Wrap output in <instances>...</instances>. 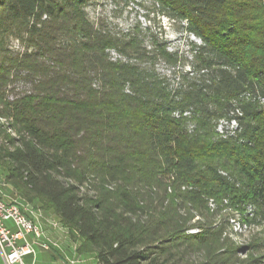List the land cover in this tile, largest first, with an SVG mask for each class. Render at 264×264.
I'll return each instance as SVG.
<instances>
[{"label": "trees", "instance_id": "1", "mask_svg": "<svg viewBox=\"0 0 264 264\" xmlns=\"http://www.w3.org/2000/svg\"><path fill=\"white\" fill-rule=\"evenodd\" d=\"M152 1L199 44L147 46L89 0H0V184L96 264H165L212 199L264 225V0Z\"/></svg>", "mask_w": 264, "mask_h": 264}, {"label": "rangeland", "instance_id": "2", "mask_svg": "<svg viewBox=\"0 0 264 264\" xmlns=\"http://www.w3.org/2000/svg\"><path fill=\"white\" fill-rule=\"evenodd\" d=\"M86 11L91 22L96 24L103 21L114 32L127 33L137 29L147 46L151 40L158 39L166 42L170 51L187 54V43L199 44L180 26L173 27L167 19L162 18L152 0H89ZM2 45L11 51H24L20 42L12 36L7 37ZM111 57L117 56L111 53ZM157 67L160 71H166L162 64ZM5 189L8 190L4 191L5 196L11 198V201L7 200L9 203L18 205L22 212H27V208L39 211L43 216L40 210L12 195L7 187ZM207 209L208 218L196 212L190 213V221L181 232V235L188 237V241L180 239L167 246L165 264H262L264 225L254 222L248 210L233 208L227 199L209 200ZM217 209L220 212L215 214ZM24 262L29 264L28 257Z\"/></svg>", "mask_w": 264, "mask_h": 264}, {"label": "built area", "instance_id": "3", "mask_svg": "<svg viewBox=\"0 0 264 264\" xmlns=\"http://www.w3.org/2000/svg\"><path fill=\"white\" fill-rule=\"evenodd\" d=\"M25 211L35 219L41 216L39 211L27 208ZM6 223H10L11 227ZM29 236L31 240H28ZM53 246L55 245L44 240V233L36 220L28 218L15 203H8L0 198V256L4 264H25L26 257H32L34 264L35 247L43 252H50ZM69 264L76 262L69 261Z\"/></svg>", "mask_w": 264, "mask_h": 264}, {"label": "crops", "instance_id": "4", "mask_svg": "<svg viewBox=\"0 0 264 264\" xmlns=\"http://www.w3.org/2000/svg\"><path fill=\"white\" fill-rule=\"evenodd\" d=\"M6 187L11 190L9 186L1 184V195L6 201L8 199L11 201V198L4 194V191L8 192V190H4ZM11 193L12 195H15L12 190ZM24 213L28 218H31L34 221L36 220L40 225L44 233V240L56 246H53L50 252H43L39 247H35L36 257L34 264H69V261H75L76 264H96L92 256L78 255L77 242L72 238L70 232L60 225L56 218L51 215L43 214L42 217L40 216L35 219L31 214L27 212ZM7 225L11 227L10 223ZM28 240H31L30 236L28 237ZM32 261V257H28L29 264H32ZM2 264H4L3 260Z\"/></svg>", "mask_w": 264, "mask_h": 264}]
</instances>
